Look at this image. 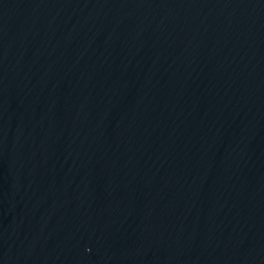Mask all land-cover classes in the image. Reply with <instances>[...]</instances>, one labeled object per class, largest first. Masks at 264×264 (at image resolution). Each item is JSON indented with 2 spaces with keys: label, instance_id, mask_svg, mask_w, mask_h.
<instances>
[{
  "label": "water",
  "instance_id": "95a60500",
  "mask_svg": "<svg viewBox=\"0 0 264 264\" xmlns=\"http://www.w3.org/2000/svg\"><path fill=\"white\" fill-rule=\"evenodd\" d=\"M0 264H264V0H0Z\"/></svg>",
  "mask_w": 264,
  "mask_h": 264
}]
</instances>
